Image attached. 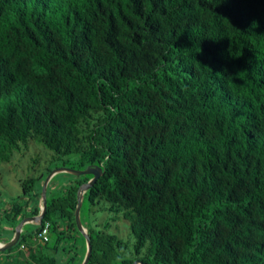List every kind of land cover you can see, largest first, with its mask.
Returning a JSON list of instances; mask_svg holds the SVG:
<instances>
[{"label":"trees","instance_id":"1","mask_svg":"<svg viewBox=\"0 0 264 264\" xmlns=\"http://www.w3.org/2000/svg\"><path fill=\"white\" fill-rule=\"evenodd\" d=\"M30 140L100 166L83 197L129 223L128 255L88 227L87 264H264V0H0V161ZM79 176L21 232L26 264H60L25 236L69 237Z\"/></svg>","mask_w":264,"mask_h":264},{"label":"rangeland","instance_id":"2","mask_svg":"<svg viewBox=\"0 0 264 264\" xmlns=\"http://www.w3.org/2000/svg\"><path fill=\"white\" fill-rule=\"evenodd\" d=\"M71 160L74 157H70ZM66 166L75 169H80L74 166L63 165L62 161L57 158L55 152L48 149L44 144L36 140H30L27 144L20 143L18 148L12 151L9 161H0V212L8 204L16 202L28 203L27 209L30 211V206L35 202L40 203V195L42 187L47 175L54 169ZM49 171V172H48ZM80 176L75 175L67 171H57L52 175L46 184V198L62 197L65 195V191L70 185H73V181ZM29 179H33L32 192L24 193L23 189L31 185ZM35 194V195H33ZM99 204L90 206L87 197H83L81 200V206L79 211L80 224L84 227H91L96 231H100L101 237L107 235H114L121 244L118 247L114 244L118 251L122 254L128 255L133 250V237L130 233L129 223L122 217L121 212H113L108 208L109 203L104 200H98ZM23 205V204H22ZM74 219V211H73ZM38 224L35 221L27 222L24 224L23 233L29 234ZM5 228V227H3ZM0 227V235H5L3 239L11 236L12 229L7 232ZM57 232L59 229H56ZM64 232L62 239L59 242H55L56 234L49 231L50 241L47 243L49 252L55 256L60 264H65L69 256L73 253H77V257L85 256L86 242L84 237L79 233L75 225V230L69 233ZM25 242L28 245H36L39 242L34 237L29 235L25 236ZM42 243V242H41ZM55 246V249H51ZM102 247L105 244H101ZM25 250L18 246H13L10 253L0 251V264H26L25 260L22 261L25 255ZM79 257V258H80ZM118 264V263H117Z\"/></svg>","mask_w":264,"mask_h":264},{"label":"water","instance_id":"3","mask_svg":"<svg viewBox=\"0 0 264 264\" xmlns=\"http://www.w3.org/2000/svg\"><path fill=\"white\" fill-rule=\"evenodd\" d=\"M57 171H67L71 172L75 175H90L91 177L84 183L80 184L76 191V204L74 208V220L75 225L77 227V230L79 233L84 237L86 242V253L84 258L82 259L80 264H87L91 255L92 246L90 243V237L87 233V228L84 227L82 224H80L79 220V211L81 206V200L83 198V194L91 187V185L95 182V180L102 174V168L98 165L95 166H87L85 168L75 169L71 167L61 166L54 170H52L46 177L41 195V207L39 212L36 215L26 216L22 219H20L17 224L14 226L13 235L12 237L6 241V242H0V251H4L10 247H13L20 239L21 229L22 226L29 221H35L37 224H41V221L44 217V213L47 209V198H46V184L49 181V179L52 177L54 173ZM131 264H144L141 260L136 259Z\"/></svg>","mask_w":264,"mask_h":264},{"label":"built area","instance_id":"4","mask_svg":"<svg viewBox=\"0 0 264 264\" xmlns=\"http://www.w3.org/2000/svg\"><path fill=\"white\" fill-rule=\"evenodd\" d=\"M35 238L39 241V242H46L49 239V223L48 222H44L39 229L37 230L36 234H35ZM20 248L23 249L24 246L23 244L20 245Z\"/></svg>","mask_w":264,"mask_h":264},{"label":"crops","instance_id":"5","mask_svg":"<svg viewBox=\"0 0 264 264\" xmlns=\"http://www.w3.org/2000/svg\"><path fill=\"white\" fill-rule=\"evenodd\" d=\"M33 204H35V202L33 203ZM38 205V207H39V210H40V207H41V200H40V203L39 204H37ZM10 207V204H8L6 207H4V209L3 210H5V209H8ZM3 210L1 211V213L3 212ZM39 212V211H38ZM31 216V215H30ZM29 222H32V221H29ZM27 223V222H26ZM25 223V224H26ZM5 228V230L7 231V232H9L11 229H10V227L9 226H4ZM23 228H24V225L22 226V229H21V232L23 231ZM12 235H13V232H12V234H11V237H12ZM1 242H5V241H1ZM23 249H26V247L25 248H23ZM22 250V249H21Z\"/></svg>","mask_w":264,"mask_h":264},{"label":"clouds","instance_id":"6","mask_svg":"<svg viewBox=\"0 0 264 264\" xmlns=\"http://www.w3.org/2000/svg\"><path fill=\"white\" fill-rule=\"evenodd\" d=\"M222 2V0H220V3Z\"/></svg>","mask_w":264,"mask_h":264}]
</instances>
